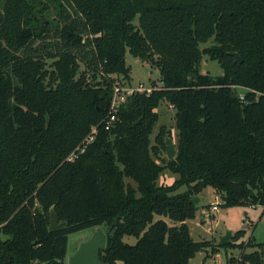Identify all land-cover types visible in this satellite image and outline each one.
Returning a JSON list of instances; mask_svg holds the SVG:
<instances>
[{
	"label": "trees",
	"instance_id": "16d2710c",
	"mask_svg": "<svg viewBox=\"0 0 264 264\" xmlns=\"http://www.w3.org/2000/svg\"><path fill=\"white\" fill-rule=\"evenodd\" d=\"M128 52L162 87L129 97L107 130L116 83L132 82ZM204 56L224 74L202 73ZM162 101L177 110L173 160L164 128L151 138ZM165 171L177 179L160 182ZM207 187L224 206H264V0H0V264H67L70 235L116 217L107 264L212 258L246 232L192 238ZM245 246L259 250L232 264H264V244Z\"/></svg>",
	"mask_w": 264,
	"mask_h": 264
},
{
	"label": "rangeland",
	"instance_id": "374dc122",
	"mask_svg": "<svg viewBox=\"0 0 264 264\" xmlns=\"http://www.w3.org/2000/svg\"><path fill=\"white\" fill-rule=\"evenodd\" d=\"M213 45L212 41H209L206 44H203L201 48H208ZM127 64L131 67L132 73V82L131 86L138 85L139 83L145 88L153 90L156 88H161L160 79L161 72L159 68H156L148 62H142L139 58L133 56L130 52L127 53ZM201 72L204 74H210L214 76H222L224 70L217 61H212L208 56H204L200 63ZM239 94H245L246 89L239 88ZM159 113V122L156 125L151 138L155 142V136L159 131L164 128L167 132L164 138L168 135L174 140L175 147L178 146V129H177V120L175 119L177 110L168 102L162 101L161 106L158 108ZM166 140V138H165ZM162 158L169 159L166 156V144L165 149L161 153ZM177 179V176L169 171H165L161 176L160 182L171 184ZM185 188H182L184 190ZM200 211L197 214V218L189 221L191 226V236L197 241L208 240L213 244L218 245L221 243L222 237H224L228 232H232L233 236L237 231L243 230L246 234L240 239L236 240L238 247L226 249L220 247L219 252L215 255L214 258L205 259L207 252L201 251L197 253L190 264H232L230 258L241 261V254L243 251L247 253L254 252L259 250L258 246L246 247L249 243V239L253 236V240L257 244H264V206L257 205L252 207H227L224 206L222 196L216 194L214 190L210 187L204 189L200 194ZM214 205H218L219 210L214 211ZM156 219L166 220L169 224H172V221L167 217H156ZM204 220V221H203ZM103 227V226H102ZM94 230H84L76 234H72L69 237V251L66 262L70 256L75 254L80 244L88 239H90ZM8 237L2 235V239L6 240ZM232 241V240H231ZM124 242L128 244H135L137 239L135 237H125ZM240 244H244V247H241ZM212 250L209 249L208 253ZM264 258V257H263Z\"/></svg>",
	"mask_w": 264,
	"mask_h": 264
},
{
	"label": "water",
	"instance_id": "95a60500",
	"mask_svg": "<svg viewBox=\"0 0 264 264\" xmlns=\"http://www.w3.org/2000/svg\"><path fill=\"white\" fill-rule=\"evenodd\" d=\"M235 57V62L241 64L242 58L238 53H233ZM165 144H166V156L170 160H173L177 156V149L175 147L174 140L170 138L168 135L165 137ZM196 206L200 204V198L194 197L192 200ZM119 218L116 217L113 221L111 226L105 227H97L94 231L93 236L82 242L75 254L70 256L67 260V264H107L106 262L102 261L101 253L108 249L107 239L112 234L114 227L118 224ZM65 226V222L59 224V218L55 211L51 213V222L50 228L51 230H59L61 227ZM233 237L232 232H228L224 237L221 239V243L224 244L230 241Z\"/></svg>",
	"mask_w": 264,
	"mask_h": 264
},
{
	"label": "built area",
	"instance_id": "2783aa9c",
	"mask_svg": "<svg viewBox=\"0 0 264 264\" xmlns=\"http://www.w3.org/2000/svg\"><path fill=\"white\" fill-rule=\"evenodd\" d=\"M144 92H147L148 94H150L152 92V90L145 88V86L141 85L140 83L138 85L131 86L128 83L122 84L118 81L115 85V92H114L112 103H111L112 108H111L110 116H109L108 120L106 121L107 122L106 129L110 130L112 124L117 119V113L119 112L121 106L127 102L129 97H131L134 94L144 93ZM240 99L242 101L245 100L244 94H240ZM97 131H98L97 128L93 129V132L88 137H86L84 139V141L82 142V144H80L76 148V150L68 157L69 161H75L76 157L79 154H82L86 151L88 146L91 145L95 141L94 138L97 134ZM212 207H213L214 211L219 210L218 205H214Z\"/></svg>",
	"mask_w": 264,
	"mask_h": 264
},
{
	"label": "crops",
	"instance_id": "0c3cea01",
	"mask_svg": "<svg viewBox=\"0 0 264 264\" xmlns=\"http://www.w3.org/2000/svg\"><path fill=\"white\" fill-rule=\"evenodd\" d=\"M204 221V220H203ZM187 223H188V225H189V221H187ZM190 226V225H189ZM190 229H191V226H190ZM215 257V255L212 257V258H214ZM206 259V258H205ZM208 259H211V258H208Z\"/></svg>",
	"mask_w": 264,
	"mask_h": 264
}]
</instances>
